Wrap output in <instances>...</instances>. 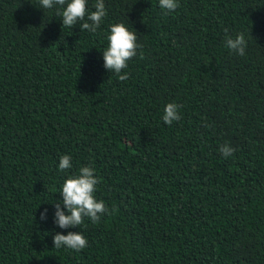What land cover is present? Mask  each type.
<instances>
[{
	"label": "trees",
	"instance_id": "trees-1",
	"mask_svg": "<svg viewBox=\"0 0 264 264\" xmlns=\"http://www.w3.org/2000/svg\"><path fill=\"white\" fill-rule=\"evenodd\" d=\"M104 3L93 33L63 28L62 6L0 0V264H264V0ZM118 23L141 45L124 82L103 67ZM239 33L244 56L225 47ZM84 166L111 214L61 229ZM78 231L85 249L54 248Z\"/></svg>",
	"mask_w": 264,
	"mask_h": 264
},
{
	"label": "clouds",
	"instance_id": "clouds-1",
	"mask_svg": "<svg viewBox=\"0 0 264 264\" xmlns=\"http://www.w3.org/2000/svg\"><path fill=\"white\" fill-rule=\"evenodd\" d=\"M59 5L62 11L57 12L61 16L62 27L73 28L80 24L81 32L87 30L96 32L100 27L103 18L107 15L104 0H96L93 7L95 11L88 12L87 0H39V8L52 9ZM66 5V6H65ZM159 6L165 10V14L175 11L178 8V0H159ZM228 30L225 29V33ZM108 45L103 52V67L111 74H115L119 81L129 79V75L122 71L128 67V61L136 57L137 49L141 47L137 43V36L130 31L123 23L113 24L110 27V34L107 36ZM225 47L231 52L240 56L245 55L247 41L243 33L235 37L226 35ZM179 105L168 103L164 109L163 121L172 125L174 121L180 120ZM220 153L224 158L231 156L235 149L225 144L220 147ZM59 170L64 172L72 167L71 157L63 155L59 158ZM99 179L95 169L84 166L79 169L76 176L68 177L59 191L62 196L61 202L55 203L53 222L61 229L78 228L87 217L93 223H99L105 213L111 214L103 200L95 198L96 186ZM67 210V213L65 212ZM48 210L40 214L42 221L47 220ZM55 249L68 248L74 251H81L88 246L86 237L81 232L56 233L53 236Z\"/></svg>",
	"mask_w": 264,
	"mask_h": 264
}]
</instances>
